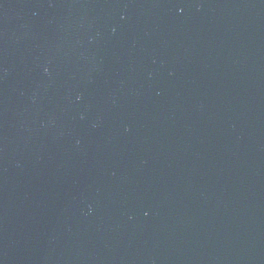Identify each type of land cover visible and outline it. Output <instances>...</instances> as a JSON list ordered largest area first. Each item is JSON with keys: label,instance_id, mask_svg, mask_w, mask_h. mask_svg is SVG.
I'll use <instances>...</instances> for the list:
<instances>
[{"label": "water", "instance_id": "1", "mask_svg": "<svg viewBox=\"0 0 264 264\" xmlns=\"http://www.w3.org/2000/svg\"><path fill=\"white\" fill-rule=\"evenodd\" d=\"M0 264H264V0H0Z\"/></svg>", "mask_w": 264, "mask_h": 264}]
</instances>
